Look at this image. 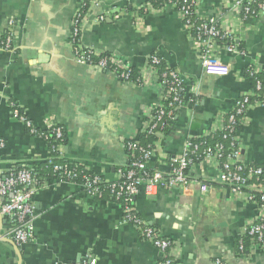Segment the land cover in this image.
Returning a JSON list of instances; mask_svg holds the SVG:
<instances>
[{"label": "crops", "instance_id": "1", "mask_svg": "<svg viewBox=\"0 0 264 264\" xmlns=\"http://www.w3.org/2000/svg\"><path fill=\"white\" fill-rule=\"evenodd\" d=\"M150 0H98L82 22L83 48L116 56L137 71L149 56H161L181 76L183 105L169 131L155 144L149 170L170 171V158L184 144L204 135L217 115H226L250 91L243 71L264 70V11L245 24L234 0H198V12L221 30L236 33L237 48L219 51L207 68L173 6L142 12ZM79 0H0V42L13 20L12 51L0 46V176L18 167L33 168L49 156L44 138L26 132L11 116L12 100L36 128L56 125L63 132L66 161L83 165L107 181L128 163L126 140L144 130L146 113L159 104L161 87L152 77L143 86L128 83L96 66L78 64L69 48L71 22ZM98 12L104 14L98 19ZM167 129V128H166ZM240 158L264 166V107L252 106L237 129ZM217 164L203 159L189 167L186 191L159 188L133 199L135 212L178 246L179 264H264V251L238 249L254 208L219 180ZM33 201V237L16 244L14 218L0 215V264H157L158 250L123 221L118 203L87 194L80 184L44 179Z\"/></svg>", "mask_w": 264, "mask_h": 264}, {"label": "built area", "instance_id": "2", "mask_svg": "<svg viewBox=\"0 0 264 264\" xmlns=\"http://www.w3.org/2000/svg\"><path fill=\"white\" fill-rule=\"evenodd\" d=\"M167 3L176 9L183 26L198 46L203 67L207 68L219 48L223 47L227 50L237 48V42H231L227 46L217 45V37L230 36L233 41H236V33L231 30H221L210 20L201 17L198 12V0H168ZM252 3H255L258 14L264 11V0H234L235 6L243 10L244 18L250 15L253 19L255 18L254 16H257L255 10L251 9ZM86 5L88 6L83 12V8ZM95 8H99L98 0H79V8L71 22L68 42L75 61L80 65L96 66L116 75L125 82H132L138 86L146 85L152 77L158 79L152 69V64L157 63L154 56H149L145 63V68L137 71L128 64L121 62L116 56L82 47L80 43L82 22L86 14ZM147 9L148 6L144 7V10ZM103 17L104 14L98 12V19L102 20ZM13 23V20L8 21L7 33L0 42L1 48L7 51L14 49ZM159 84L161 87L160 102L146 113L143 130V132L155 136L156 140L154 143L147 146H139L138 139L127 141L124 143L127 149L131 152H138L139 157L128 166H125L124 169H121L118 172L117 179L107 181L101 176L94 174L92 178L83 177L84 180L80 185L90 196L101 197L103 190L100 185L106 183L108 191L121 207L123 221L131 224L141 239L149 242L158 250L160 260L157 264H179L176 260L178 246L168 238L163 237L158 228L141 218L133 208V199L141 186L144 187L146 194H152L159 188H177L184 192L194 186L193 184L201 192H206L209 188L205 183L192 182L189 179L188 172H185L186 168L191 165V156L195 154V149L197 148V144H191L190 140L184 144L180 154L170 158V171L168 173L165 174L159 170L146 168V162L155 153V144H157L158 138L162 133L164 120L172 118L174 112L184 102L185 93L181 94L184 86L177 71L171 70L169 73H163L162 81ZM260 89L261 84L258 82L256 83V90ZM251 96V90L241 94L235 100L234 106L228 114H220L214 118L212 128L205 132L204 135L217 130L224 131L230 135L231 144L228 148L218 142L212 146L205 147L202 151L203 157L201 160H213L219 170L220 182L230 192L240 195L244 203L251 205L255 210L254 215L242 227V235L238 240V249L240 251L244 250L243 238L247 237L248 244L246 248H258L264 251V166L244 163L240 158V146L237 141V129L244 122L247 111L255 105L264 107V90L252 100H250ZM8 105L11 116L21 122L30 135L44 139L48 135H52L56 140H59L56 145H52L49 149L48 162L53 159L66 162L62 154L63 132L60 127L56 125L48 126L37 135L38 128L26 117L19 106L12 100L8 101ZM2 146L3 141L0 139V147ZM67 164H54L53 169L62 170L64 176L71 179L75 176V173L66 170ZM44 187L45 182H36L27 168L17 171L9 170L6 175L0 177V215L14 218L10 235L16 244H25L33 237V201L37 193ZM91 263L90 256L86 255L79 264Z\"/></svg>", "mask_w": 264, "mask_h": 264}, {"label": "trees", "instance_id": "3", "mask_svg": "<svg viewBox=\"0 0 264 264\" xmlns=\"http://www.w3.org/2000/svg\"><path fill=\"white\" fill-rule=\"evenodd\" d=\"M167 2H168V0H150V1L142 4L139 7V10L142 12H148V11L159 12L166 5H168ZM87 6L88 5H86L83 8V12L86 10ZM146 6H148V9L144 10V7H146ZM251 9L255 10L256 15H258V10L255 7V3H252ZM254 17H256V16H254ZM250 22H252V16L249 15L248 17H245V24H249ZM216 40H217L218 46H227L231 42L236 43V41H233L230 36L217 37ZM236 44L238 45V43H236ZM151 56H154L157 60L156 64H152V69L154 71V74L158 78L157 82H160V81H162V74L163 73H169L173 69H171L167 66L165 60L161 56H159L157 54H152ZM243 77L249 83L250 90L252 91V96L250 97V100H252L257 95H259L262 92V90H264V70L257 68L255 65H251L248 68L244 69ZM258 82H260V84H261L260 90H256V83H258ZM184 93H185V88L183 87L181 94L183 95ZM167 100H169V99H167ZM177 111H178V109L174 112L172 118H166L164 120L163 131H164V127H165L166 132L169 131V128L166 126L169 125V127H170L173 124V122H174L173 117L177 113ZM26 132L28 133L27 129H26ZM41 132H42V130L37 129V135ZM225 134L226 133L224 131H218L217 130V131L208 133L207 135H202L200 137L192 138L190 140V143L191 144H197V148L195 149V154L193 156H191L192 157L191 165L202 159V157H203L202 151L207 146H212L213 144L218 142V143H222L225 148H228L231 144L230 135L226 134V136H225ZM137 139H138V145L139 146H147L148 144H153L154 141L156 140L155 136H153L151 134H147L145 132H143ZM45 141L48 145V148H51L52 145H56L59 142V140L58 139L56 140L52 135H48L47 138L45 139ZM127 141H132V140H126L125 143ZM62 143H63V140H62ZM125 149L127 151L128 158H129L128 163L126 165V166H128L132 161L137 160L139 155H138V152H134V151L131 152L130 150H128L126 144H125ZM229 150H231V148H229ZM228 151H226V152H228ZM66 162L62 161V160H58V159H53V160H51V162H48L46 160L45 162L36 164L35 166H33V168L18 167V168H15L13 170L17 171V170H20L23 168H27V169H29L30 173L32 174L33 179L39 183L41 181H44V179H57L61 182H71V183L81 184L84 180L83 177L92 178V176H94V174L91 171H89L87 168H85L83 165L77 164V163H72L69 161H66ZM54 164H67L66 170L71 171V173H75V176L72 177L71 179L66 178L64 176V173L62 170L59 171V170L53 169ZM188 170H189V168H186L185 172L187 173ZM100 186H101V189L103 190V195L101 197H95V198L105 200V201L107 200V201L116 202L114 197L108 191L109 189L106 187V183H103ZM243 242L245 244L244 245L245 248L243 251H245L246 246L248 244V238L244 237Z\"/></svg>", "mask_w": 264, "mask_h": 264}]
</instances>
